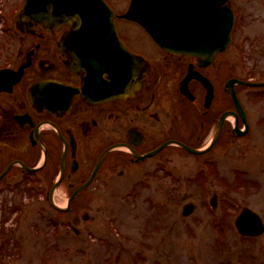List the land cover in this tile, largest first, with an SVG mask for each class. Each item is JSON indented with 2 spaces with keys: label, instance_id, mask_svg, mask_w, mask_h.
<instances>
[{
  "label": "flooded vegetation",
  "instance_id": "1",
  "mask_svg": "<svg viewBox=\"0 0 264 264\" xmlns=\"http://www.w3.org/2000/svg\"><path fill=\"white\" fill-rule=\"evenodd\" d=\"M19 7L20 2L9 1L6 14L16 16ZM236 12L244 27L247 16ZM11 26L15 36L0 40V70L20 71L29 64L11 89L0 91L1 214L4 193L12 190L41 192L49 205L60 192L70 197L90 179L106 150L110 151L84 191L122 190L136 173L134 179L160 176V167L180 151L172 141L192 147L208 144L224 116L212 151L228 135L236 138V128L244 125L229 84L242 79L241 30L234 40L238 61L233 63L227 55L229 48L206 63L165 52L137 25L122 27L118 32L125 46L146 65L138 64L131 75L115 79L114 73L77 70L67 42L70 26L35 24L27 33H21L16 22ZM191 72L202 74L211 85L192 78L191 95L182 92L181 84ZM41 83L44 87L34 91ZM241 89L235 85L242 102ZM247 118L250 123L248 112ZM83 204L78 195L68 214H80Z\"/></svg>",
  "mask_w": 264,
  "mask_h": 264
},
{
  "label": "rangeland",
  "instance_id": "2",
  "mask_svg": "<svg viewBox=\"0 0 264 264\" xmlns=\"http://www.w3.org/2000/svg\"><path fill=\"white\" fill-rule=\"evenodd\" d=\"M9 1L20 2L0 0V6L6 8ZM128 1L112 0V4L125 10ZM234 2L240 12L249 14L241 37L257 41L239 47L246 57L241 77L264 79V0ZM237 50L234 46L227 52L233 63L238 61ZM241 91L252 116L250 133L242 138L228 135L207 156L214 164V177L211 174L208 182L200 172L206 157L175 153L168 165L176 170V178L161 173L152 176L148 186L133 185L142 181L139 177L119 191H86L81 200L89 219L62 215L66 221L75 217L80 232L56 238L42 215L46 204L41 196L23 189L4 193L5 206L21 202L23 210L6 215L2 206L0 264H264V234L245 239L234 224L244 207L264 219V96L254 95L248 87ZM68 194L64 192L65 197ZM214 194L216 213L209 204ZM190 202L196 209L184 217L183 206Z\"/></svg>",
  "mask_w": 264,
  "mask_h": 264
},
{
  "label": "water",
  "instance_id": "3",
  "mask_svg": "<svg viewBox=\"0 0 264 264\" xmlns=\"http://www.w3.org/2000/svg\"><path fill=\"white\" fill-rule=\"evenodd\" d=\"M181 1L186 2L191 8L179 10L174 0H134L133 14L130 16L139 18L140 22L165 47L173 50L179 49L178 51L182 52L187 51L203 58L212 57L214 54L212 52H215L216 49L212 48L213 51L207 53L204 51L205 41L208 40V24L204 22L203 17L205 10L209 9L212 14L210 16L211 32H223L227 37L231 29V21L228 18L230 17L229 11L225 12L222 8V3L225 0H194V6H192L193 3L190 5V0ZM145 3H147V12L140 18L137 12L142 8L145 10ZM99 6L103 8L100 0H28V5L20 15V19L37 20L45 24L69 22L77 26L82 22L89 26L101 25L107 21L103 20ZM71 14L73 15L69 16ZM108 24L113 27L110 18ZM215 24H217L216 27ZM184 40L188 42L186 46L183 44ZM199 41L203 43L197 46L196 43ZM217 46L219 48V44ZM219 131L220 129L214 140L218 138ZM190 150L193 151V149ZM194 208L192 203L185 205L184 215H190ZM236 224L245 235H259L264 232L261 217L249 208L244 209Z\"/></svg>",
  "mask_w": 264,
  "mask_h": 264
},
{
  "label": "bare ground",
  "instance_id": "4",
  "mask_svg": "<svg viewBox=\"0 0 264 264\" xmlns=\"http://www.w3.org/2000/svg\"><path fill=\"white\" fill-rule=\"evenodd\" d=\"M66 198L64 195V192H60L58 194L55 195V200L57 201V203L61 206L66 205Z\"/></svg>",
  "mask_w": 264,
  "mask_h": 264
}]
</instances>
